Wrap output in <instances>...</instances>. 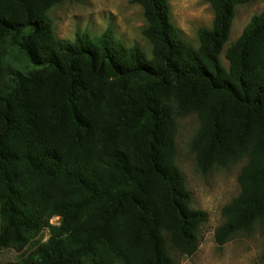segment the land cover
I'll return each instance as SVG.
<instances>
[{
  "label": "trees",
  "instance_id": "16d2710c",
  "mask_svg": "<svg viewBox=\"0 0 264 264\" xmlns=\"http://www.w3.org/2000/svg\"><path fill=\"white\" fill-rule=\"evenodd\" d=\"M64 1L74 0H0V250L28 247L7 264L194 255L208 215L192 208L176 164L179 116L200 122L192 148L202 172L247 159L216 243L262 222L264 12L228 48V68L221 60L236 8L256 0H203L214 21L198 48L180 38L170 0H132L151 57L108 35L58 40L48 13Z\"/></svg>",
  "mask_w": 264,
  "mask_h": 264
},
{
  "label": "rangeland",
  "instance_id": "374dc122",
  "mask_svg": "<svg viewBox=\"0 0 264 264\" xmlns=\"http://www.w3.org/2000/svg\"><path fill=\"white\" fill-rule=\"evenodd\" d=\"M170 6L172 23L180 38L198 48L199 31L213 26L214 12L210 4L203 0H170ZM263 12L264 0L236 8L230 38L221 57L226 68L229 67L225 58L228 48L240 38L251 19ZM48 16L53 21L58 40L74 42L82 35L92 40L108 35L115 43L138 47L148 57L152 56V46L144 35L146 21L143 9L132 0L64 1L51 9ZM199 128L196 115L177 118L176 164L192 194V208L206 212L208 219L200 227L197 252L185 256L173 251L172 256L176 264H264V220L248 232L237 234L223 246L216 243V231L226 222L223 209L240 195L238 178L247 159L226 168L202 172L192 148ZM51 224L58 225L59 219H53ZM48 238V231L39 237L41 242ZM27 251L28 247L23 251L2 249L0 264L18 262Z\"/></svg>",
  "mask_w": 264,
  "mask_h": 264
}]
</instances>
